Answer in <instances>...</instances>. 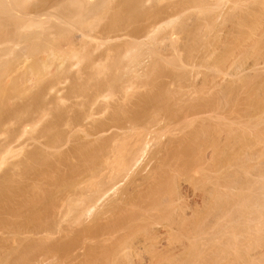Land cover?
<instances>
[{
  "label": "bare ground",
  "instance_id": "bare-ground-1",
  "mask_svg": "<svg viewBox=\"0 0 264 264\" xmlns=\"http://www.w3.org/2000/svg\"><path fill=\"white\" fill-rule=\"evenodd\" d=\"M162 1L0 0V264H264V0Z\"/></svg>",
  "mask_w": 264,
  "mask_h": 264
},
{
  "label": "rangeland",
  "instance_id": "rangeland-1",
  "mask_svg": "<svg viewBox=\"0 0 264 264\" xmlns=\"http://www.w3.org/2000/svg\"><path fill=\"white\" fill-rule=\"evenodd\" d=\"M163 1H164V3H166V2L169 1V0H163ZM163 1H162V3H163ZM162 3H161V5H162ZM164 3H163V4H164ZM149 4L152 5L151 2H150ZM164 5H165V4H164ZM193 9H194V8H193ZM193 9H192V12L190 13V15H188L189 13H187V16H186V17H188V19H187V18H186V19L189 21V22L187 21L188 23H193V21H194L193 18H196V16L191 17V15H195V14H194L195 12H194ZM193 12H194V13H193ZM192 13H193V14H192ZM179 14H180V13H179ZM183 14H184V12H183ZM180 15H181V14H180ZM177 16H179V15H177ZM183 16H184V17H183ZM183 16H181L180 18H181V19H183V18L185 19V14H184ZM175 17H176V15H175ZM175 17H174V18H175ZM189 17H191L193 21H192V20L190 21L191 18H189ZM175 19H177V17H176ZM175 19L173 20L174 23H175V24H178L177 22H175ZM177 21L179 22L178 25H175V24H174V25H175V26H174V25L171 24V27H170V25H169L170 28H172V26H173L175 29H177V30L173 31V32H174L173 35H171V34H169V35H171V37H174V36L177 37L176 34H178V37H180V36L183 37V36H184L183 39L185 40V37L187 36V34H185V31L182 32V30H181V27H180V25H181V24H180L181 20L179 21V17H178ZM227 22H228V21H227ZM227 22L224 23L225 26H226V23H227ZM229 22H230V21H229ZM229 22L227 23V24H228V25H227L228 27L231 25V22H230V23H229ZM178 26H179L180 29L178 28ZM227 26H226V27H227ZM176 27H177V28H176ZM221 27H224V25L221 26ZM170 28H169V29L166 28V30L168 29V30L171 31L170 33H172V30H174V28H172V30H171ZM224 28H225V27H224ZM177 31H178L180 34H182V33H184V34H183V35H180L179 33H177ZM165 32H166V31H165ZM224 32H226V29H225V30L223 29L222 34H223ZM167 33H169V32H167ZM167 33H165V34H167ZM219 34H221V32H220ZM224 34H225V33H224ZM160 35H161V34H160ZM163 35H164V34L162 33V36H160V37H163ZM167 35H168V34H167ZM219 36H220V35H219ZM182 37H180V39H182ZM222 38H223V35H222V37H221L220 39H222ZM183 39H182V41H184ZM163 40H166V39L163 38ZM166 41H167V40H166ZM168 41H169V39H168ZM168 41H167V42H168ZM163 42H165V41H163ZM163 42H162V43H163ZM167 42H166V43H167ZM93 43H94V44H93ZM93 43L91 42V45L94 46V47H92V48L89 47L90 49L88 48V49H89L88 51H90V52L92 51L91 53H93V52L95 53V54L93 53V55L90 53L91 56H95V55H97V56H95V58H93V59L98 58L99 55H101L102 53L105 54V52H106V53L109 52L110 54H115V53H114L115 48L113 49V47H114L113 44H114V43H111L113 46H111V45L109 46V45H106V44H105V46H104V44H102V45H100V47L97 46L98 48L96 47L95 42H93ZM117 43H119V42H117ZM117 43H116V44H117ZM120 43H121V42H120ZM109 44H110V43H109ZM118 45H120V44H117V46H118ZM106 46L108 47V49H107ZM95 47H96L97 49H95ZM102 47H103V48L106 47V49H102ZM110 47H112L111 49H113V50H111V51H113V53H112L111 51H109V50H110ZM115 47H116V46H115ZM98 49H102V50H98ZM166 50H167V49H166ZM107 51H108V52H107ZM168 51H170V49H168ZM96 52H97V53H96ZM165 53H168V52L165 51ZM169 53H170V52H169ZM110 54H109V55H110ZM102 56H103V55H102ZM110 56H111V55H110ZM87 57H88V56H87ZM100 57H101V56H100ZM89 58H90V56H89ZM89 58H86V59H85V60H87V61H84V66H86V62H88L87 64L90 65V61H91V60H89ZM90 59H91V58H90ZM88 60H89V61H88ZM26 62L28 63V67H27V65H26V64H27ZM30 62H31V60L29 59V61L27 60V61H25V62L23 63V64H24V66L22 65L23 70L29 68V64H30ZM25 65H26V66H25ZM22 67H20L21 70H22ZM87 67H88V65H87ZM85 68H86V67H85ZM83 70H84V72H86V71L89 70V67H88V69H87L86 71H85V69H83ZM89 71H90V70H89ZM82 72H83V71H82ZM86 73H87V72H86ZM71 74H73V72H71ZM71 74H69V75H71ZM83 74H84V73H83ZM14 76H15V75H14ZM68 77H70V78H68ZM68 77H67L68 79L65 78V80L62 82V84H60L61 87L59 86L62 90L59 88V92H57L58 97H59V98H58V97H57V98H58V100L60 99L59 101H61V103H57V102H59V101L56 100V99H57L56 96H53V97H55V99H54L53 97H52L53 99L51 98L52 95H55L54 93L52 94V92H51V94H50L51 96L49 95V92H48L47 95H45V96L48 97V98H44V99H48V101H50V99H51V102H53V100H55V103L53 102V104H54L55 106H57V105H61L62 103L64 104V102H65V105H64V106H66V103H68V104H69V102L71 103L72 101L70 100V98L72 99V97H70V95L68 94L69 91H68L67 89L69 88L68 85H69V84L71 85V83H73V82H70V83H69V81H70V79H72V77H73V80H74V74H73V76H68ZM7 78H8V77H6V80H7ZM9 78H10V77H9ZM27 78H28V77H27ZM27 78H26V79H27ZM73 80H72V81H73ZM66 81H68V83H69L68 85H65V84H66ZM25 82H26V81H25ZM44 83H45V82H44ZM44 83H43V84H44ZM26 84L30 85V86H29L30 89H31V87H33V86L35 85V83H32V81H31V80H28V79H27ZM37 85H38V84H37ZM62 85H63L64 87H66V88H64ZM70 85H69V86H70ZM35 86H36V85H35ZM35 86L33 87V89H34V88L37 89V88H36L37 86H36V87H35ZM38 86H39V85H38ZM62 87H63V88H62ZM67 87H68V88H67ZM35 89H34V90H32V89L29 90V89H28L29 92H28V90H27V92L25 91L26 93H24L23 96H26V97H27V96H30V97H27V98H28V99L30 98V100L33 99L34 96H32V98H31V95H35V94H34V93H35ZM63 89H64V91H63ZM60 90H61V91H60ZM30 91H31V92H30ZM62 91H63V92H62ZM65 91H66V93H65ZM33 92H34V93H33ZM60 92H62V93H60ZM28 93H29L30 95H29ZM31 93H32V94H31ZM27 94H28V95H27ZM60 94H62L63 97H62ZM64 94H65V95H64ZM66 94L69 95V96H68V97H70L69 99H67L68 97H67ZM43 97H44V96H43ZM13 98H14V97H11V98H10V96H9V99H12V101H13V100L15 101V102L13 103V104H15V105H17V104L20 105V102H21V104H22V101H24V97L21 98V99H23V100H21L20 98L15 97V98L19 99V101H17V99H13ZM27 98H26V99H27ZM61 98H62V100H61ZM44 99H42V100L44 101L45 105L47 106V102H48V101H47V100H44ZM63 99H64V102H63ZM66 99L69 100V101L67 102ZM9 101L11 102V100H9ZM25 101H27V102L29 103L28 100H25ZM25 101H24V102H25ZM43 101H42V102H43ZM45 101H46V102H45ZM56 101H57V102H56ZM10 102H9V103H10ZM16 102H18V103L16 104ZM24 102H23V103H24ZM51 102L48 103V106H49V104H50V106L53 105ZM25 103H26V102H25ZM33 103H34L33 106L30 107L31 109H33V108L36 106V102L34 101ZM44 103H43V104H44ZM56 103H57V104H56ZM7 104H8V102H7ZM10 104H11V107H10V106H9V107L6 106V107H7V110L10 109V108H12L13 106H14V108H15V105H13L12 102H11ZM10 104H8V105H10ZM63 104H62L61 106H63ZM19 105H18V106H19ZM31 105H32V103H31L29 106H31ZM34 105H35V106H34ZM54 105H53V106H54ZM18 106H17V107H18ZM51 107H52V106H51ZM12 109H13V108H12ZM12 109H10V110H12ZM23 114H24V113H23ZM25 116H26V118L28 117L27 115H25ZM26 118H24V119L27 120V119L30 118V116H29L27 119H26ZM13 123L15 124V123H17V122H13ZM13 123H11V124H13ZM14 124H13V125H14ZM7 125L10 126V123L7 124ZM13 125H12V126H13ZM15 125H17V124H15ZM9 126H8V127H7V126H6V127L4 126V129H3V127H2V130H1V127H0V143L3 142V141H5V140H4V139H5L4 136L6 137V135H7V134H8V133H9V132L15 127V126H13V127L10 126V128H9ZM11 127H12V128H11ZM3 130L7 131L8 133L5 132V131H3ZM1 133H2V134H1ZM4 133H5V134L7 133V134L5 135ZM2 136H3V138H2ZM1 138H2V139H1ZM1 144H2V143H1ZM11 157H12V156H11ZM13 158H16L15 155H14ZM13 158H12V159H13ZM3 165H4L3 163L0 165V168H1V167H4V168H1V169H0V176L2 175V173L5 172V170H6L7 166H8V165L6 166V164H5L4 166H3Z\"/></svg>",
  "mask_w": 264,
  "mask_h": 264
}]
</instances>
